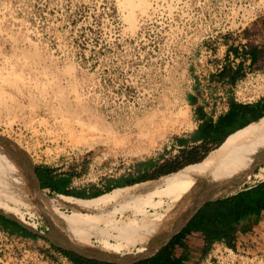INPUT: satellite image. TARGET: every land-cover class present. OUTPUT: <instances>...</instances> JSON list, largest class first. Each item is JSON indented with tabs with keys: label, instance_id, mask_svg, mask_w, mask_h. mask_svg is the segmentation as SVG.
Instances as JSON below:
<instances>
[{
	"label": "rangeland",
	"instance_id": "obj_1",
	"mask_svg": "<svg viewBox=\"0 0 264 264\" xmlns=\"http://www.w3.org/2000/svg\"><path fill=\"white\" fill-rule=\"evenodd\" d=\"M238 30L264 31V0H0V143L40 172H71L68 189L171 159L176 138L198 125L188 96L198 93L202 46L220 39L232 52ZM263 178L260 164L244 185ZM163 199L142 207L162 212ZM33 221L41 233L30 244L47 264H69L37 213ZM147 240L137 237L131 251ZM214 249L201 264H264V252Z\"/></svg>",
	"mask_w": 264,
	"mask_h": 264
},
{
	"label": "bare ground",
	"instance_id": "obj_2",
	"mask_svg": "<svg viewBox=\"0 0 264 264\" xmlns=\"http://www.w3.org/2000/svg\"><path fill=\"white\" fill-rule=\"evenodd\" d=\"M214 150L202 163L188 164L160 176L157 181L147 180L81 198L62 193L44 197L37 189L34 168L0 145V212L32 230V226L23 221V213L33 216L44 211L50 226L48 238L54 242L61 240L59 232L67 240L66 246L79 251L102 256L111 254L117 258L136 255L147 251L158 237V226L172 220L174 205H178L182 196L192 194L203 185L201 192L209 190L212 192L209 197L216 199L244 185L256 164L264 160V115L227 136ZM8 176L18 187H10ZM139 186H143L141 191L130 192L132 187ZM163 198L166 205L162 212H146L142 207H160ZM61 207L70 210L63 211ZM125 209L138 218H117ZM140 236L148 240L132 252L131 246Z\"/></svg>",
	"mask_w": 264,
	"mask_h": 264
},
{
	"label": "trees",
	"instance_id": "obj_3",
	"mask_svg": "<svg viewBox=\"0 0 264 264\" xmlns=\"http://www.w3.org/2000/svg\"><path fill=\"white\" fill-rule=\"evenodd\" d=\"M253 51V50H252ZM250 50V52L253 54ZM250 53V54H251ZM223 74L228 77L231 83L238 76V69H224ZM222 74V73H221ZM190 103L193 99L188 96ZM264 114V96L253 102H238L234 99L230 101V107L226 114L216 120L206 117L201 108H198L196 115L201 118L194 131L189 137H177L176 142L182 147L179 153L171 159L163 162L146 161L143 165L144 171L138 177L128 178L127 183H132L145 177H152L166 172H174L188 164L200 162L212 147H207V143H213L214 147H218L225 138L232 133L233 130L244 126L246 123L255 120ZM201 143L198 144L197 142ZM191 142V144H189ZM203 146V151L200 147ZM212 148V149H211ZM143 164V163H141ZM185 164V165H184ZM152 167V172L147 173L146 169ZM176 170V171H177ZM170 173V172H169ZM43 187L49 189V193L68 194L81 198H90L84 196L83 192L74 189L65 188L72 173L68 172L64 176L57 178L55 181L51 179V175L47 170L42 171ZM10 186H17L11 180ZM110 191V190H109ZM102 194V193H101ZM100 195V194H98ZM94 195V196H98ZM93 197V196H91ZM264 210V178L251 185H244L240 189L233 191L231 194L224 195L211 201H204L192 214L187 223L162 246L160 250L150 257L132 264H184L185 254L174 253V247L183 246L181 238L183 234L190 229H199L204 235V243L209 245L212 241L222 240L227 247L233 248L230 243L231 237L235 229L245 230L254 223ZM0 227L7 229L9 232L19 230L22 235L36 238L28 230L18 225L6 216L0 215ZM72 262V264H115L105 261H98L86 258L79 254L70 253L60 249Z\"/></svg>",
	"mask_w": 264,
	"mask_h": 264
},
{
	"label": "built area",
	"instance_id": "obj_4",
	"mask_svg": "<svg viewBox=\"0 0 264 264\" xmlns=\"http://www.w3.org/2000/svg\"><path fill=\"white\" fill-rule=\"evenodd\" d=\"M217 41L214 53L211 52L210 48H206L205 45L202 46L204 56L199 59L198 62L203 70L201 73L194 72L193 78L196 82L198 92V106L201 108L202 113L212 120H216L228 112L231 99L246 103L264 95V66L255 67L250 65L249 62L241 63L240 72L231 84H227V77L217 76V74L223 71L225 66L230 69L235 68L241 58L239 49L237 50L238 53L236 56H234L232 52H229L227 61L224 59L223 50V52L217 56L216 52L218 48H223L220 39ZM197 121H199V119H197ZM178 146L181 147V145ZM258 180L253 179L252 183H256ZM8 218L28 230L31 234L38 236L41 233L40 225L33 221L34 215L31 216L27 213H23L22 215L23 221L30 224L32 230H29L18 221L10 217ZM19 239L21 238L12 235L7 230L0 227V264L48 263L49 259L47 256L35 249L34 246L30 244L31 242L28 241L27 244L20 249L18 244H16ZM6 242H8L9 247H6ZM2 244L3 246L1 247ZM223 250L232 253L231 248L223 247ZM62 258L66 260L65 256Z\"/></svg>",
	"mask_w": 264,
	"mask_h": 264
},
{
	"label": "crops",
	"instance_id": "obj_5",
	"mask_svg": "<svg viewBox=\"0 0 264 264\" xmlns=\"http://www.w3.org/2000/svg\"><path fill=\"white\" fill-rule=\"evenodd\" d=\"M233 36L235 37V40L232 43V45L234 46V48L232 49V53L234 56H236L238 53L237 50L238 49L240 50V53H239L240 57H241L240 62L235 66V68L230 69V68L225 66L223 68V70L226 68L230 69V70L238 69V72H240L241 63H245V62H249V64L252 66H264V31L260 32V34H258V35H250L248 33V30H240V31L238 30L237 34L233 33ZM250 44L252 46H249ZM205 47L210 48L212 53L215 52V48L213 47V44L209 45L206 43ZM221 49H223L224 56H225L224 59L227 61V55L230 52V51H226L227 45H223V48H221ZM250 50L251 51L253 50L252 51L253 54L250 52ZM219 52H220V48H218V50L216 52L217 56L220 55ZM217 76L227 77L225 74H223V72H220L219 74H217ZM226 82H227V84L232 83V82L230 83L228 81V77H227ZM189 96L193 99L192 104H195V105L198 104L197 93L192 92ZM261 98L262 97H259L254 101H257L258 99H261ZM195 117H196V119H199L198 122L201 121V118L197 117L196 112H195ZM252 121H255V120H252ZM249 123H247L246 125H248ZM245 126H243V127H245ZM243 127H241V128H243ZM241 128H238L237 130H239ZM237 130H235V131L233 130V131L236 132ZM234 132H232V133H234ZM232 133H230V134H232ZM189 144H191V142H189ZM214 149L215 148H213L212 150H214ZM212 150H210V151H212ZM143 171H144V169L138 168V169H136V171H134V173L123 174L121 176L114 177V178H100L96 183H94L91 186H85V187L77 188L74 190L83 192L86 195L92 194L91 196H94V195L101 194L104 191L111 190L112 188H115V187H121V186H125V185H131L134 183H140V182L146 181V180L154 181L159 175H161V174H158V175H155L152 177H145V178L140 179L138 181H135L132 183H127L128 178H133V177H137V176L139 177ZM146 171H147V169H146ZM65 174H66L65 171H61L60 169H57V172L55 174L51 175V179L53 181H55L57 178L64 176ZM68 184H69V181L66 183L65 188L70 187V185L68 186ZM251 184H254V183H249L247 185H251ZM142 188H143V186L142 187L139 186L138 188L132 187L130 192L133 191V189L140 190ZM240 188H238V189H240ZM45 189L49 190L48 188H45ZM91 196H84V197H91ZM125 211H128V209H125L124 212ZM5 230H7V229H5ZM9 233H11L14 236L20 237L22 239H26L29 242H32L37 238V237L36 238L29 237L28 235H22L18 229L14 230L12 232H9ZM181 241L183 242V246H177L176 245L174 247V253L176 255H178L180 253L185 254V258L183 260L184 264H201V262L206 261L207 259H209L211 256L214 255V250H215L214 248L217 247L218 249H222V250H223V247L230 248V247H227L222 240L212 241L209 245H206L204 243V235L201 232V230H199V229H190V230L186 231L183 234ZM230 243L232 244L234 249H238L241 251L251 252V253L264 252V210L260 212L259 217L257 218V220L254 223L251 224L250 227L246 228L245 230H240L238 228L235 229V231L232 234ZM233 248H231V249H233ZM68 262L71 263L70 261H68Z\"/></svg>",
	"mask_w": 264,
	"mask_h": 264
},
{
	"label": "water",
	"instance_id": "obj_6",
	"mask_svg": "<svg viewBox=\"0 0 264 264\" xmlns=\"http://www.w3.org/2000/svg\"><path fill=\"white\" fill-rule=\"evenodd\" d=\"M259 118H257V119H259ZM0 145H2V144L0 143ZM3 147L10 151V148H8L6 146H3ZM15 154H16V156L20 157V161L25 162L23 156H21L17 153H15ZM262 163H264V160L258 162L256 165H260ZM34 168H35L34 171L37 174V184H38L37 189L42 192L44 197H49L43 191L44 187H43L42 174H41L40 170L36 166ZM176 170L177 169L172 170V171H176ZM169 172H171V171H169ZM169 172H166V173L159 175L154 181H157L160 176L165 175ZM201 186H203V185H201ZM201 186H198V189H196L192 194H190V196H189L190 200L186 204H183L182 206L176 208V210L173 212L172 220H170L169 223L168 222L163 223L162 225H160L156 228V230L159 231V235L156 239H154V242L147 248V251L136 254V255L133 254L132 256L125 257V258H117L116 256L111 255V254H107V255L102 256V255H98V253L84 252V251H79L77 249H74L72 247H68L65 245L67 243V240L59 232H58V237L60 236L61 240L58 239V241L56 240L54 242L53 240L48 238V233H50V226H49L48 218L45 216L44 211H43V213L42 212L40 214L38 213V215H39L40 220H41L42 229L44 231V236L46 238H48L54 245L59 246L61 249L65 250L67 252H70V253L79 254V255L84 256L86 258H91V259H95L98 261H105V262H110V263H115V264H132V263L141 261L143 259H146V258L150 257L151 255H153L158 250H160L162 248V246L168 241V239L172 235L177 233L187 223V221L192 216V214L196 211V209L204 201L214 200V199H211L209 197V195L212 193L211 191L208 190V191L201 192V189H200V188H202ZM200 194H201V199H199ZM66 195H68V194H66ZM70 196H73V195H70ZM74 197H78V196H74ZM104 252H106V251H104Z\"/></svg>",
	"mask_w": 264,
	"mask_h": 264
},
{
	"label": "flooded vegetation",
	"instance_id": "obj_7",
	"mask_svg": "<svg viewBox=\"0 0 264 264\" xmlns=\"http://www.w3.org/2000/svg\"><path fill=\"white\" fill-rule=\"evenodd\" d=\"M8 177H9V176H8ZM8 179H9L8 181L10 182V177H9Z\"/></svg>",
	"mask_w": 264,
	"mask_h": 264
}]
</instances>
